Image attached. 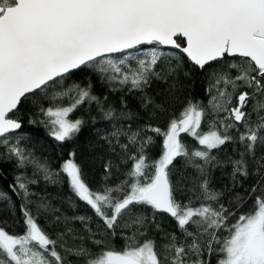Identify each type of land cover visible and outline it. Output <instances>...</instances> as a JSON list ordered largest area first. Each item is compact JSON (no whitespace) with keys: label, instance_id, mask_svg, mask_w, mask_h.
<instances>
[{"label":"snow or ice","instance_id":"6c2138e0","mask_svg":"<svg viewBox=\"0 0 264 264\" xmlns=\"http://www.w3.org/2000/svg\"><path fill=\"white\" fill-rule=\"evenodd\" d=\"M78 71L140 94L147 121L118 125L132 119L126 103L118 113L91 83L65 84ZM195 72L208 99L185 98L177 116L180 78ZM154 83L166 85L161 102ZM26 104L37 110L27 123L58 145L95 122L70 118L82 106L112 122L95 187L76 151L53 168L21 145ZM0 148L17 170L16 200L0 189V264H264V0H0ZM229 164L231 186L215 189L212 170ZM41 180L61 207L34 191Z\"/></svg>","mask_w":264,"mask_h":264},{"label":"trees","instance_id":"16d2710c","mask_svg":"<svg viewBox=\"0 0 264 264\" xmlns=\"http://www.w3.org/2000/svg\"><path fill=\"white\" fill-rule=\"evenodd\" d=\"M185 67H188L185 64ZM181 82L184 85V90L180 95V103H177L175 106V115L179 116L180 109L183 105L184 99L192 100L193 102L197 100L207 101L208 97L205 93V88L207 87V82L205 77L199 73L195 72L190 78H185L181 76ZM89 83L92 85V93L93 95L98 96L101 101L104 103L105 108L113 107L117 110L118 113L124 111L123 103L127 105V111L132 114V119H119L116 121L118 125L126 127L131 124L133 128L144 124L148 117L145 109L141 103L140 94L136 93H128L125 91H112L110 90L109 85L101 82L97 76L85 71H78L72 77L65 81V84H79L82 87H86ZM166 85L162 83H154L150 89H148V95L153 97L156 102H161L163 97L162 93ZM107 97V100L104 98ZM45 106H48V102L45 101ZM36 108L31 104L24 105L23 112L20 116L21 121L24 126L20 130V132L25 136V139L21 141V145L28 150L32 151L37 157L48 160L53 168L59 167L62 160L68 158V155L72 151H76L77 160L83 161L86 164V167L90 169L91 175L94 177L93 187H95V181H99L101 174L103 172L102 165L100 163H94L93 157L96 154H104V150L106 145L104 141L100 139V135L108 133L112 130V122L105 121L102 119L101 113L98 111L95 105L90 108L82 106L75 113H73L70 118L75 119L76 117H82L86 121H90L91 118H95V122L88 123L81 131L79 136L75 141L66 142L63 145H58L54 142L47 134L46 129L39 124H29L27 123L29 118L36 119L37 116L34 115L36 112ZM43 119V117H39ZM162 123V122H161ZM202 127H204L202 125ZM182 139L191 149L193 146H196V142L190 138L182 136ZM159 138H157V147L151 150V157L155 158L159 154ZM91 146V147H90ZM3 151V148H0V152ZM220 159L226 160L228 156H234L231 147H229L226 153H220ZM131 165L122 166V171L126 167H130ZM0 171H2L3 176L0 177V189L8 192L10 195L11 189L9 188V184L13 181V176L17 171L14 169V166L11 163L0 165ZM231 172V165L229 164L227 167L216 168L212 170V187L217 190H226L231 186L228 174ZM28 174L31 175V169L28 170ZM188 174L195 176V170L192 168L188 169ZM113 183H115V178H113ZM248 184H251L252 181H248ZM34 191L41 195H48L50 199H52V203L54 206L61 207L59 199H55L58 194L57 190L53 186L47 187L45 190L44 182L41 180L39 184L32 186ZM64 192H67V187L64 188ZM259 194V192L257 193ZM227 196H225V201H227ZM12 199L16 200V197L12 195ZM18 203V201H17ZM252 206V201L249 200L247 204L244 205V209L241 211L247 210ZM62 211H67L68 215H72V212L68 210L66 207L61 208ZM79 214H87L92 215L90 211H87L84 208H80ZM4 218H8V213L3 212L0 213ZM235 221V217L232 218V222ZM75 227L79 228L80 225L77 222ZM164 227L169 231L175 230V224L171 221L170 218H165ZM21 229L16 228V231H20ZM9 231H12L9 228ZM117 248H121L123 245V241L119 238L114 242ZM91 247V244L89 243ZM212 264H216V257H213Z\"/></svg>","mask_w":264,"mask_h":264}]
</instances>
